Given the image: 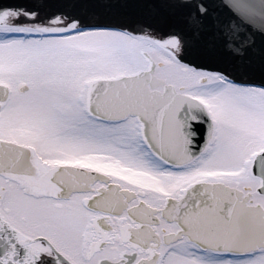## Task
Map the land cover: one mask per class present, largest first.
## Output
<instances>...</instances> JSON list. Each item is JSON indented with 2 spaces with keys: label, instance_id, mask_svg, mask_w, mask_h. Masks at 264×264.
Wrapping results in <instances>:
<instances>
[{
  "label": "snow or ice",
  "instance_id": "snow-or-ice-1",
  "mask_svg": "<svg viewBox=\"0 0 264 264\" xmlns=\"http://www.w3.org/2000/svg\"><path fill=\"white\" fill-rule=\"evenodd\" d=\"M0 264H264V0H0Z\"/></svg>",
  "mask_w": 264,
  "mask_h": 264
}]
</instances>
